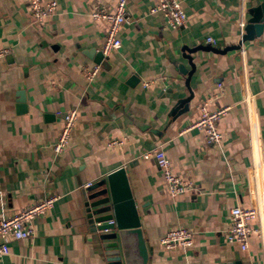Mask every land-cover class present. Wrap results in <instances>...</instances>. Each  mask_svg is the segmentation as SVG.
<instances>
[{"label":"crops","instance_id":"crops-1","mask_svg":"<svg viewBox=\"0 0 264 264\" xmlns=\"http://www.w3.org/2000/svg\"><path fill=\"white\" fill-rule=\"evenodd\" d=\"M54 1L55 11L35 21L28 0H0V48L7 50L0 58V219L57 196L32 220L31 236L7 239L0 264H123L111 260L110 239L90 222L84 198L85 182L120 166L149 248L146 264H264V237L251 234L245 250L225 238L236 205L256 202L251 226L264 228V19L260 34L239 48L204 47L238 44L239 21L247 23L264 0H179L186 22L178 28L149 11L157 0H126L120 46L90 81L81 69L96 62L85 52L100 51L107 26L90 14L96 2L113 11L117 0ZM202 99L211 109L229 106L217 144L185 129ZM73 107V132L56 154L62 113ZM111 139L122 143L108 145ZM150 148L165 152L190 190L168 194L155 160L140 158ZM175 227L192 231L191 246L160 245Z\"/></svg>","mask_w":264,"mask_h":264},{"label":"built area","instance_id":"built-area-1","mask_svg":"<svg viewBox=\"0 0 264 264\" xmlns=\"http://www.w3.org/2000/svg\"><path fill=\"white\" fill-rule=\"evenodd\" d=\"M30 14L35 21H41L56 9L54 0H28ZM150 12H159L165 18L171 28H178L185 24L186 13L179 0H157ZM91 17L95 20L103 21L107 24L100 52L102 56H107L113 49L120 46L119 29L120 25L129 18L126 8V0H117L114 10L107 9L104 3L96 2L91 11ZM240 34L244 32L246 21H239ZM206 42L214 44L211 37L206 38ZM6 48H0V58L6 54ZM100 63H92L82 67L81 72L84 77L90 81L98 73ZM143 82V85H147ZM207 100L202 99L198 106V117L192 121L185 129L196 128L203 132L204 140L207 144H217L221 140V132L218 129V120L224 116L228 105H222L217 108H209ZM77 118V109L75 107L62 113L61 126L56 138L52 144V149L56 154L63 152L69 138L73 132L74 123ZM253 148L256 152V137L251 131ZM121 139H111L108 145L121 144ZM140 158H153L162 174L166 190L170 196H177L185 191L190 190L191 182L172 172L171 163L165 152L159 148H150L140 153ZM93 182L87 181L84 187L91 185ZM57 196L50 195L30 204L29 206L18 210L17 212L0 219V256L9 252L7 239L28 238L32 235V220L39 215L44 214L54 205ZM259 214V206L256 202H251L247 207L233 206L230 209V222L225 229V238L228 242H235L242 250L248 248V241L251 234L256 233L259 237H264V228L255 229L251 226V221L256 219ZM192 231L186 227H175L166 230L160 237L159 243L166 249L175 247L186 248L192 245Z\"/></svg>","mask_w":264,"mask_h":264},{"label":"water","instance_id":"water-1","mask_svg":"<svg viewBox=\"0 0 264 264\" xmlns=\"http://www.w3.org/2000/svg\"><path fill=\"white\" fill-rule=\"evenodd\" d=\"M263 19L264 1L252 7L238 44L221 49L211 45L204 47L220 53L239 48L243 41L253 39L254 36L260 34ZM85 54L92 57L96 63H100L103 59L100 51L86 50ZM187 58L191 59V56L187 55ZM188 75L190 76V72ZM190 97L191 94L181 101L186 103ZM186 107L187 104L184 105V109ZM86 191H89L84 195V198L90 222L96 229L105 231L104 237L110 239L105 242V246L111 247L107 252L111 256V260L123 264H146L149 248L144 241L124 167L115 168L104 178L87 186Z\"/></svg>","mask_w":264,"mask_h":264}]
</instances>
